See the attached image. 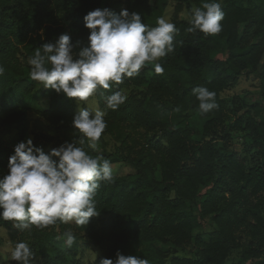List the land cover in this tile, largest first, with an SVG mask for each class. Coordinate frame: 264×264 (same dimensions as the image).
Here are the masks:
<instances>
[{"label": "trees", "instance_id": "1", "mask_svg": "<svg viewBox=\"0 0 264 264\" xmlns=\"http://www.w3.org/2000/svg\"><path fill=\"white\" fill-rule=\"evenodd\" d=\"M169 1L123 0L122 6L139 13L151 28L164 17ZM204 2L211 0H175L170 22L179 31L174 52L158 61L162 74L148 65L138 76L95 93L100 110L106 112L107 127L96 145L102 154L87 140L83 147L93 157L131 172L101 182L95 197L100 215L90 218L86 227L72 222L32 229L34 244L44 242L34 252L41 264H79L80 241L100 251L90 264L114 260L118 251L149 264H264V0H217L224 19L222 31L214 36L189 32V21L179 19L183 8L202 7ZM102 3L0 0V178L8 173L15 145L28 136L45 154L81 138L72 126L75 99L44 88L40 97L48 106L37 105L33 91L38 81L30 79L28 58L62 34L74 45L80 42L74 52L87 46L90 30L83 18ZM59 11L73 16L71 27L60 22ZM250 74L257 75L260 101L231 117L221 94ZM201 86L216 93L219 105L204 114L192 94ZM125 88V102L116 110L107 109L101 92L107 96ZM189 111L206 119L197 142L190 138ZM237 134L244 140L242 155L228 147ZM105 138L113 143L110 154ZM208 221L211 230L203 235L199 229ZM11 227V222L0 220V228ZM68 230L76 238L71 247L63 237ZM58 235L65 248L50 246L51 253L45 241L51 244ZM184 250H190V256H177ZM233 251L240 255L229 263Z\"/></svg>", "mask_w": 264, "mask_h": 264}, {"label": "clouds", "instance_id": "2", "mask_svg": "<svg viewBox=\"0 0 264 264\" xmlns=\"http://www.w3.org/2000/svg\"><path fill=\"white\" fill-rule=\"evenodd\" d=\"M83 19L90 30L87 46L74 52L80 42L74 45L68 34H62L55 43L43 44L28 58L30 79L40 82L45 89L75 99L78 104L88 101L100 89L110 90L126 78L138 76L148 65L162 74L164 68L158 61L175 50L179 30L164 17H158L157 26L151 28L142 22L139 13L127 9L116 14L98 8ZM223 19L224 12L217 0L204 2L202 7L192 9L191 27L187 31L214 36L222 31ZM3 71L0 67V75ZM192 94L199 101L202 114L219 107L216 93L207 87H196ZM101 98L111 110L118 109L126 100L121 91L107 96L101 92ZM105 115L99 109L93 113L80 108L72 126L81 138L53 148L49 154L34 146L30 138L15 145L8 159V173L0 178V220L30 234L33 228L43 230L58 223L74 222L86 227L90 218L99 216L95 197L101 182L113 181V167L108 159L90 155L83 145L87 140L91 148L96 147L107 127ZM63 237L68 247L75 243L71 230L65 231ZM34 257L29 244L20 241L9 259L29 264ZM100 264H149V261L118 251L114 260L105 258Z\"/></svg>", "mask_w": 264, "mask_h": 264}, {"label": "rangeland", "instance_id": "3", "mask_svg": "<svg viewBox=\"0 0 264 264\" xmlns=\"http://www.w3.org/2000/svg\"><path fill=\"white\" fill-rule=\"evenodd\" d=\"M152 2L150 1V4ZM123 0H103L101 9L107 8L110 11L119 14L121 10H123ZM175 6V0H170L168 7L165 11L164 18H166L169 22L171 20V17L173 15V8ZM195 8L194 6H191V8H183L182 12L179 14V19L190 21L191 18V11ZM58 18L62 24H64L66 27H71V22L73 20V16L71 14H66L64 12L59 11L57 13ZM243 27H240V30H242ZM223 55H219V58H222ZM147 76H149L150 72L146 70ZM43 85L40 82H37L36 88L33 91L35 100L37 105H39L42 108H47L48 101L43 100L40 95L43 91ZM129 89L125 88L122 89V94L126 96ZM221 98L224 101L225 108L227 109V112L229 113V116L235 117L244 114L246 111H248V108L250 106H253L257 104L260 101V90H259V82L257 79V75L250 74L248 76H241V78L238 79L236 84L231 87L230 89L226 90L221 94ZM80 108H87L90 112H95V110L99 109L97 100L95 96L90 97L88 101L81 102L78 104L76 102V109L75 112L79 111ZM34 118V117H31ZM206 119L202 118L196 111H189L188 112V128L190 130L191 136L193 142H197L200 139V136L198 135L201 131L203 125L205 124ZM229 123V121H228ZM141 132V131H139ZM241 135L237 134L236 136L232 135L231 142L229 143V146L231 150H234L239 155H242V148L244 144V140L242 141L239 137ZM32 139L31 136H28V139ZM157 141H160L161 144H164V141L161 140L158 135L156 137ZM105 144V151L107 154H110L112 152L113 143L108 139L105 138L104 141ZM49 148H52V146H49ZM95 152L102 154V151L99 147L93 148ZM113 167V175L122 177L125 175H128L131 171L127 167H118V166H112ZM205 189L203 188V191ZM72 223V222H71ZM211 223L208 221L205 223L204 226H202L199 231L202 232L203 235H206L211 230ZM32 233H28L27 231L21 232L18 229L14 228L13 225L10 230L0 228V264H18L16 261H11L9 259L10 253L12 249L15 247V244L20 241H26L33 253L36 250H39V247L41 248L44 245V242L42 245L37 246L34 244V238L31 235ZM62 236L58 235L56 240L51 242V244H47L45 241V246L49 248V251L52 253L53 250L50 248V246H56L57 248L64 250L65 243L62 240ZM48 240L50 238L48 237ZM55 245H52V244ZM77 257L76 261L79 264H90L92 263L98 256H99V249L92 247L88 242L86 241H80L77 245ZM166 250V249H165ZM171 255V252L169 253V256ZM190 256V250H184L183 253L177 252V256ZM240 255V251H233L230 256V261L234 262ZM29 264H41L40 256H35L33 260L29 262Z\"/></svg>", "mask_w": 264, "mask_h": 264}]
</instances>
